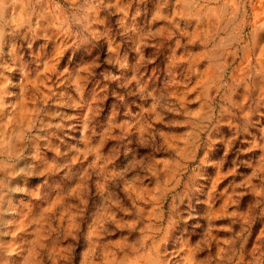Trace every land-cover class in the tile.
I'll return each mask as SVG.
<instances>
[{
    "label": "rangeland",
    "instance_id": "1",
    "mask_svg": "<svg viewBox=\"0 0 264 264\" xmlns=\"http://www.w3.org/2000/svg\"><path fill=\"white\" fill-rule=\"evenodd\" d=\"M0 264H264V0L3 9Z\"/></svg>",
    "mask_w": 264,
    "mask_h": 264
},
{
    "label": "clouds",
    "instance_id": "2",
    "mask_svg": "<svg viewBox=\"0 0 264 264\" xmlns=\"http://www.w3.org/2000/svg\"><path fill=\"white\" fill-rule=\"evenodd\" d=\"M13 3H18V0H0V12L3 11V9H5L6 7H9L10 4H13Z\"/></svg>",
    "mask_w": 264,
    "mask_h": 264
}]
</instances>
